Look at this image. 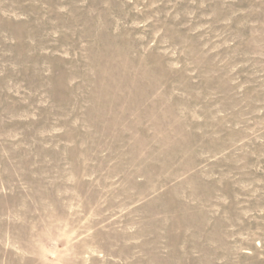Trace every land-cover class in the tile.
<instances>
[{
	"label": "rangeland",
	"instance_id": "374dc122",
	"mask_svg": "<svg viewBox=\"0 0 264 264\" xmlns=\"http://www.w3.org/2000/svg\"><path fill=\"white\" fill-rule=\"evenodd\" d=\"M0 264H264V0H0Z\"/></svg>",
	"mask_w": 264,
	"mask_h": 264
}]
</instances>
